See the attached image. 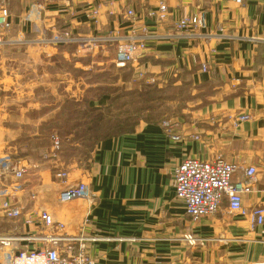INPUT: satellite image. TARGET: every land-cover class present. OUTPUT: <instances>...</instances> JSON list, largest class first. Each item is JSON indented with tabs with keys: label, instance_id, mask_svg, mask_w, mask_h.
<instances>
[{
	"label": "crops",
	"instance_id": "1",
	"mask_svg": "<svg viewBox=\"0 0 264 264\" xmlns=\"http://www.w3.org/2000/svg\"><path fill=\"white\" fill-rule=\"evenodd\" d=\"M158 1L8 0L14 23L9 36L19 39L22 33L26 40L20 47L0 45V168L5 170L16 160L28 166L26 190L17 197L24 214L36 218L34 211L46 207L72 234L82 230L88 206L79 201L60 203L59 195L71 183L88 182L98 199L82 231L87 237L98 236L87 244L99 264L264 261V0H244L240 5L233 0H166L170 17L164 22L146 14ZM129 6L149 35L142 65L157 81L188 84L190 96L174 117L139 123L132 132L99 141L89 167L72 168L68 180L59 181L58 161L48 153L51 124L46 117L54 115L58 122L63 102L42 108L45 103L35 98L32 87L50 81L57 88L66 82L65 90L76 102L85 98L90 107L109 106L112 92L105 75L73 91L83 76L63 80L58 58L63 55L69 68L89 74L94 66L113 63L116 41L93 38L113 31L124 35ZM92 9L99 13L94 15ZM199 10L207 14V28L201 34L175 30L174 20ZM56 34L73 41L39 43L45 35ZM203 63L209 64L206 72ZM113 76L118 83L119 73ZM19 82L23 92L16 87ZM60 92L55 96L62 100ZM243 112L252 118L234 125L233 117ZM165 121L180 139L166 132ZM194 157H222L257 167L254 191L244 196L241 212L230 213L225 204L216 215L200 220L186 215L183 201L176 198L174 171L182 160ZM4 175L9 183L11 175ZM43 233L36 222L8 219L0 210V237H22L10 246L0 244V258L9 257L13 245L27 250L43 247L42 241L32 238ZM187 235L196 239L194 244Z\"/></svg>",
	"mask_w": 264,
	"mask_h": 264
},
{
	"label": "built area",
	"instance_id": "2",
	"mask_svg": "<svg viewBox=\"0 0 264 264\" xmlns=\"http://www.w3.org/2000/svg\"><path fill=\"white\" fill-rule=\"evenodd\" d=\"M235 1L240 4L243 0ZM92 13L95 15L99 11L92 9ZM125 13L133 25L124 32V35L113 31L109 35L93 38L94 41L104 43L109 40L116 41L117 51L114 63L120 68L134 67L135 63L138 64L141 57L148 51L147 40L149 35L146 26L135 23L137 16L134 7L127 8ZM147 15L158 22L168 20L170 15L167 1L159 0L158 6L148 11ZM10 16L11 12L7 0H0V43H3L4 39L9 42L23 43L26 38L22 33L18 34L19 39L9 36L13 27ZM206 16L204 11L191 12L174 20L173 27L181 33L201 34L207 25ZM64 39L68 40L69 38L56 34L49 40L57 43V41ZM71 41H73L72 38ZM202 65L203 71L209 70V64L203 63ZM136 71L139 79L144 78L147 83L152 84L158 82L154 76L148 74L149 72L144 66L139 65ZM251 118V114L243 112V114L233 117V123L240 125ZM164 125L166 132L174 140L180 138L179 134L174 135L172 133L173 126L170 121H165ZM194 136L199 138L197 134ZM51 139L53 142L52 150H60L63 142L62 137L52 133ZM28 171V166L19 160L12 161L5 170L0 168V191L10 190V194L4 196L0 194V210L8 219H23L27 224L36 222L45 230V233L32 236V238L42 241L44 246L27 250L13 245L15 251L6 261L0 260V264H99L89 252L87 244L88 242H95L98 236L87 237L82 231L90 221L88 217L97 203V194L91 185L86 181H79L61 191L59 195L60 203H70L78 199L87 203L88 210L83 218L82 230L79 234H72L67 230L65 222L56 220L52 212L46 207L37 208L34 211L36 218L30 213L24 214L23 205L17 197L18 193H24L26 190L25 179ZM257 173L258 169L255 165L226 160L222 157L211 160H202L198 157L186 158L178 163L174 171L176 198L183 201L186 215L190 216L193 221L200 220L205 216L216 215L225 204L228 211L239 213L244 208V196L254 191L256 182L254 179ZM4 174L11 175L9 183L5 182ZM60 175L66 178L68 174L61 172ZM21 238L0 237V244L10 246ZM186 238L195 243L196 239L191 235H187ZM249 264H264V261Z\"/></svg>",
	"mask_w": 264,
	"mask_h": 264
},
{
	"label": "rangeland",
	"instance_id": "3",
	"mask_svg": "<svg viewBox=\"0 0 264 264\" xmlns=\"http://www.w3.org/2000/svg\"><path fill=\"white\" fill-rule=\"evenodd\" d=\"M166 1V0H165ZM236 4H238L235 0H233ZM244 1V0H243ZM242 1V2H243ZM159 2V1H158ZM158 2L156 6L151 7L148 9V11L155 9L158 6ZM241 2V3H242ZM8 8L10 10V3L8 2ZM240 3V4H241ZM239 4V5H240ZM133 6H129L127 8H130ZM126 8V9H127ZM125 9V12H126ZM147 11V12H148ZM199 11H204L205 10H199ZM11 12V11H10ZM146 12V14H147ZM206 13V12H205ZM170 14V12H169ZM126 16V13H125ZM137 16V12H136ZM184 16V15H183ZM127 17V16H126ZM128 19V17H127ZM11 20V16H10ZM129 21V25L125 29L127 31L132 25L133 22ZM13 22V20H12ZM138 22V16L136 17L135 23ZM62 27V26H61ZM14 28V23L11 31ZM207 28V25H206ZM205 28V29H206ZM203 29V30H205ZM202 30V32H203ZM10 31V33H11ZM124 31V32H125ZM51 36L45 35L44 40H40L39 43L41 44H60V43H68L72 42L71 38L64 39V40H59L56 42L50 41ZM4 39L3 43H0L3 47H20L21 45L20 42H9L5 41ZM24 43V42H23ZM21 43V44H23ZM82 46V45H81ZM61 56V57H60ZM58 60H60V69L62 70V78L63 80H66L69 75L71 76H83L81 79V82L78 84V88H75L73 91H79V89H84L85 88V83L87 81L95 80L98 79L99 75H105L104 77V83L105 84H110V91L112 92V95L114 98V104L112 105V110L113 112L110 114V116L105 119L104 121H107L111 119L112 121L117 120L118 118L124 121L126 118H130L131 121H139V123L143 122H148L149 120L152 119H160L161 118H169V117H174L176 114H179L181 110H183L184 106V98H189L190 92H191V87L188 84H180V85H175L173 86L172 83H164L158 81L156 84L152 83H147L144 78L139 79L138 74L136 73V68H139L142 65V58L139 60L138 64L135 63V66L132 68H127L124 70V68H120L116 66V63L110 62L107 66H94L93 71L89 74V70H83L79 68H74L71 69L67 66L69 64L64 60L62 57L63 55H60ZM67 61H69L67 59ZM86 61V60H85ZM119 70V71H118ZM135 70V71H134ZM18 73H21V70L17 71ZM149 72V71H148ZM120 75V81L117 83L116 77H114V74ZM150 73V72H149ZM148 73V74H149ZM101 82V80L99 81ZM20 83L16 85L20 89L21 92H23V87L20 86ZM158 85V86H156ZM60 86V88H59ZM59 86L55 88L54 84H51L50 81H47V83L41 84L39 86L34 85L32 87L33 94L35 98H41L39 101L40 103H45V106H42V108L46 107H55L59 103L63 102L62 107L64 108V113L62 114L61 118L58 115L59 121L56 122V116L54 115H49L46 117V121L51 124L50 130L48 131V136H50V148H49V155L53 157L55 160L58 162V166L56 167V173L55 175L57 176L59 181H67L69 177L70 172L72 171V168H77V167H82L84 169L89 167V164L92 161V150L86 147L83 144H75L74 139L77 136L76 133L78 131L82 132L84 129H86L87 126H92V117L95 116L96 113L95 111L90 114H87V108L86 104L82 102V105L80 106V116H82V112L85 113V118L79 122L83 126L77 127L75 132L72 131V120L69 119L70 116H68V113L66 110L72 109L71 103L75 101L74 99H71L69 91L65 90V87L67 86L66 82L59 83ZM37 88V89H36ZM62 88V89H61ZM60 89V90H59ZM62 92V100H59L57 96H55V92ZM20 92V93H21ZM83 90L81 91V93ZM205 92V91H204ZM12 93V92H11ZM47 93H51V97H47ZM45 96V97H44ZM120 96V97H119ZM57 97V99L55 98ZM55 98V99H53ZM83 100V99H82ZM106 114V111H104ZM67 114V115H66ZM77 115V114H76ZM75 117V115H74ZM69 120H68V119ZM82 118V117H81ZM149 119V120H148ZM89 124H85V123ZM171 131V128H170ZM173 132V129H172ZM56 133L58 135L63 136L64 141L62 142V146L60 150H52V139H51V134ZM180 139V138H179ZM177 140V139H175ZM87 145V144H86ZM91 150V151H90ZM63 152V154L59 157V152ZM65 155V156H64ZM61 159V160H60ZM231 160V159H228ZM20 161V160H19ZM23 163V162H22ZM61 172H66L68 175L67 177L59 176ZM256 177V176H255ZM66 179V180H65ZM255 181V179H254ZM256 183V182H255ZM89 184V183H88ZM90 185V184H89ZM98 199V197H97ZM84 202L82 200H77V201H72L73 203L77 202ZM97 202V200H96ZM96 205V204H95ZM95 207V206H94ZM39 208V207H38ZM232 213V212H230ZM90 216V215H89ZM188 216V215H187ZM190 217V216H189ZM191 218V217H190ZM89 219V217H88ZM90 220V219H89ZM192 220V219H191ZM6 261V260H5Z\"/></svg>",
	"mask_w": 264,
	"mask_h": 264
},
{
	"label": "trees",
	"instance_id": "4",
	"mask_svg": "<svg viewBox=\"0 0 264 264\" xmlns=\"http://www.w3.org/2000/svg\"><path fill=\"white\" fill-rule=\"evenodd\" d=\"M127 68H132L131 66H125L124 69ZM135 71V70H134ZM158 86V85H156ZM120 97V96H119ZM116 98L113 97V95L111 96L110 99V103L109 106L107 107H90L87 104V101L85 100V98L83 100L80 101H73V103H71V107L72 109L70 110H66L68 113V116H70L69 119L72 120V131L75 132L77 127H81L83 126L81 122L84 118H85V113L82 112V116H80V106L82 105V102L84 104H86V108H87V114H91L92 111L98 113L95 116H93L92 118V126H87L86 129H84V131L79 132L77 131L76 133V139H74L75 144H83L86 147H88L89 149H91L93 151V148L95 147V145L106 138H110V136H115V135H121L124 134L126 132H132L136 129V126L139 124V121H131L130 118H126L124 119V121H122L121 119H117L112 121L111 119L104 121L105 119H107L110 114L113 112L112 105L114 104V100ZM116 101V100H115ZM106 111V114L105 112ZM63 113H64V108H63ZM77 114V115H76ZM67 115V114H66ZM75 115V117H74ZM82 117V118H81ZM68 119V118H67ZM68 119V120H69ZM160 119V117H159ZM159 119H152L149 121H158ZM85 124H89V123H85ZM61 136V135H60ZM62 139L64 141V138L62 136ZM87 144V145H86ZM90 150V151H91ZM91 151V152H92Z\"/></svg>",
	"mask_w": 264,
	"mask_h": 264
},
{
	"label": "bare ground",
	"instance_id": "5",
	"mask_svg": "<svg viewBox=\"0 0 264 264\" xmlns=\"http://www.w3.org/2000/svg\"><path fill=\"white\" fill-rule=\"evenodd\" d=\"M79 181H85V180H78L77 182H79ZM77 182H76V183H71L70 185H75V184H77ZM70 185H67L66 188H68ZM66 188H65V189H66ZM65 189H64V190H65ZM62 191H63V190H62ZM190 243L194 244L193 241H191ZM7 258H8V257H6V258H0V260L5 261V260H7ZM247 264H249V263H247Z\"/></svg>",
	"mask_w": 264,
	"mask_h": 264
}]
</instances>
